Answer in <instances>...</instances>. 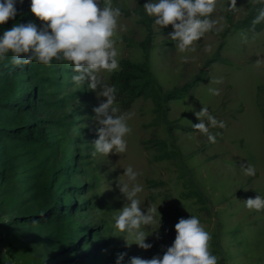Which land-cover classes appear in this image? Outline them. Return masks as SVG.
Segmentation results:
<instances>
[{
    "label": "rangeland",
    "instance_id": "rangeland-1",
    "mask_svg": "<svg viewBox=\"0 0 264 264\" xmlns=\"http://www.w3.org/2000/svg\"><path fill=\"white\" fill-rule=\"evenodd\" d=\"M259 1L237 0L236 9L228 11L229 0H218L212 18L219 20V31L195 42V51L180 53L169 37L171 25L160 28L149 16L150 29L140 23L139 5L148 0H111L122 12L113 38L119 64L123 59L143 62L142 43L151 34L147 63L161 98L157 104L145 94L124 108L128 97L116 96L117 115L134 113L128 120L131 132L125 138V153L94 154L98 136L93 109L106 98L98 97L101 89L90 90L87 82L74 84L70 62L53 60L51 66L39 64L30 73L35 77L30 85L37 88L38 82V90L55 92L48 106L57 108L56 117L63 120L54 124L50 111L43 116L44 125H52L47 148L15 150L3 177L0 164V264H52L49 234L30 232L12 218L34 184L48 171L63 167L60 180L66 211L76 224V234L89 244L93 264H116L119 253H126L122 264H130L132 257L162 256L174 242L175 224L190 215L211 233L210 250L218 264H264V210H249L244 204L248 198L264 197V65L255 64L264 59V21L253 30V20L248 18ZM202 70L203 80L184 97L163 99ZM113 73L100 75L109 85ZM221 77L222 84L212 83ZM209 88L220 89V95H211ZM202 107L226 123L223 129L210 128L213 134L220 133L214 144L192 127L199 122L195 112ZM242 164L255 166L256 175H244ZM128 166L139 173L135 183L143 186L137 196L141 207L155 206L161 217L160 226H142L149 235L145 242L153 245L148 250L115 227V217L128 203L118 187L128 181L123 175ZM27 175L28 183H23Z\"/></svg>",
    "mask_w": 264,
    "mask_h": 264
},
{
    "label": "clouds",
    "instance_id": "clouds-1",
    "mask_svg": "<svg viewBox=\"0 0 264 264\" xmlns=\"http://www.w3.org/2000/svg\"><path fill=\"white\" fill-rule=\"evenodd\" d=\"M17 3L23 4V0H0V25L15 19ZM217 4L218 0H148L143 9L160 28L172 26L169 37L176 42L177 50L185 53L195 51L194 43L206 33L219 31V20L212 18ZM236 6L237 0H229L227 10L234 11ZM30 12L42 25L29 21L16 23L5 30L0 35V60L6 59L11 53L14 65H29L33 61L44 66H51L53 60L70 62L75 73L72 75L74 84L79 86L87 82L90 90L101 89L98 97L106 98L93 109L98 136L93 142L94 154L109 156L125 153V138L131 132L128 120L134 113L117 115L119 109L114 106V102L118 89L115 85L106 84L100 75L102 71L112 73L120 67L117 59L119 52L113 38L117 32L118 18L122 15L121 8L113 6L111 0H30ZM262 21L264 8L258 10L252 22L253 30ZM244 40L247 41L246 34ZM183 59L187 62L188 58ZM255 64L257 68L261 67L264 59L258 58ZM212 83L222 84L223 78H217ZM208 91L213 96L220 95L218 88H209ZM195 116L199 122L192 127L204 134L210 143H216L220 133L213 134L210 128L223 129L226 123L213 116L207 107L195 112ZM241 168L246 176L256 175L253 165L242 164ZM123 175L128 181L119 182L118 187L128 203L115 217V227L122 233L127 232L140 248L148 250L153 245L145 242L149 235L142 230V226L157 223L160 226L161 217L157 207L150 206L146 210L141 207L137 196L143 191V186L135 183L139 173L128 166ZM244 204L249 210L262 211L264 197L257 195L248 198ZM174 227V242L162 256L155 255L151 259L132 257L130 264H218V257L210 250L211 233L197 216L180 218ZM125 255L119 253L116 264H122Z\"/></svg>",
    "mask_w": 264,
    "mask_h": 264
},
{
    "label": "trees",
    "instance_id": "trees-1",
    "mask_svg": "<svg viewBox=\"0 0 264 264\" xmlns=\"http://www.w3.org/2000/svg\"><path fill=\"white\" fill-rule=\"evenodd\" d=\"M138 15L140 23L150 29V18L140 4ZM17 16L6 24L0 25V35L10 29L16 23L35 22L41 26L38 19L30 12V0H23V4L17 3ZM264 8V0H260L250 11L248 18L254 20L258 10ZM258 29V28H257ZM152 46V36L148 35L142 43L145 51L143 62H133L123 59L120 69L111 75L109 85H115L118 89V96L128 97L124 108H128L133 99L142 95H150L157 104L161 98L155 90L153 75L147 63L148 52ZM11 53L6 59L0 60V164L3 168L2 177L12 164L13 152L18 149H40L47 148V140L50 138L48 128L45 126L43 116L51 111L54 124L61 122L62 117L57 118L59 111L55 107L48 106L54 100L55 92L46 93L38 90L33 85L35 77L30 76L39 65L33 61L29 65H14L11 62ZM203 70L191 82L181 87H176L167 92L163 99L171 101L184 97L190 89L201 79ZM30 76V77H29ZM29 77V78H28ZM37 95H41L38 97ZM57 111V112H56ZM58 120H57V119ZM64 170V167L61 168ZM48 171L44 177L34 184L29 190L30 196L25 204L19 208L13 222L28 231L44 230L49 234L50 256L52 264H93L92 253L89 244H85L76 234V224L72 221V215L64 204L62 197V171ZM23 179V183H28ZM70 215V216H69ZM77 235V236H76Z\"/></svg>",
    "mask_w": 264,
    "mask_h": 264
}]
</instances>
